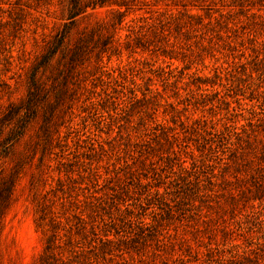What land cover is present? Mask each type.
Wrapping results in <instances>:
<instances>
[{
    "label": "rangeland",
    "instance_id": "374dc122",
    "mask_svg": "<svg viewBox=\"0 0 264 264\" xmlns=\"http://www.w3.org/2000/svg\"><path fill=\"white\" fill-rule=\"evenodd\" d=\"M0 264H264V0H0Z\"/></svg>",
    "mask_w": 264,
    "mask_h": 264
},
{
    "label": "trees",
    "instance_id": "16d2710c",
    "mask_svg": "<svg viewBox=\"0 0 264 264\" xmlns=\"http://www.w3.org/2000/svg\"><path fill=\"white\" fill-rule=\"evenodd\" d=\"M99 1H100V4H103L106 0H99ZM95 4H97V2H95ZM76 12H77L76 9L73 8L70 12L69 18L70 19L73 18ZM66 36H67V26H65V28H63L62 30L56 32L47 51L43 55V64H46L49 60H51L58 51H61V53L64 54L62 51V46L65 42ZM80 52H81V47L79 46V44H77L74 48H72V52H71V55L69 56V60L71 62L75 61L78 58ZM36 85H38V81L36 78V73H34L32 77V86L36 87ZM32 94H33L32 92H29L28 101L25 103V105L10 104L8 106V109L3 113V119L5 121H11L15 118V116H18L17 129L13 130L12 135L7 138L8 144L13 142V140L17 138L18 134L21 132L22 128L25 126V123L27 122L28 117L35 113V108L31 103L32 101L30 100ZM21 112L22 114L20 115Z\"/></svg>",
    "mask_w": 264,
    "mask_h": 264
}]
</instances>
